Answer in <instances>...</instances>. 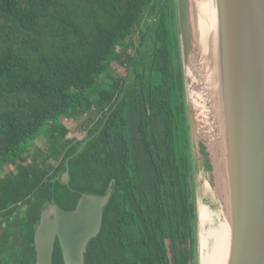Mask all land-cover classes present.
Listing matches in <instances>:
<instances>
[{
  "label": "trees",
  "instance_id": "trees-1",
  "mask_svg": "<svg viewBox=\"0 0 264 264\" xmlns=\"http://www.w3.org/2000/svg\"><path fill=\"white\" fill-rule=\"evenodd\" d=\"M146 30L154 31L153 80L161 70L155 82L114 78L127 39ZM181 62L176 0H0V230L28 202L33 241L47 204L70 210L85 193L111 191L85 264H197V166ZM15 221L18 240L26 216ZM53 264H64L59 244Z\"/></svg>",
  "mask_w": 264,
  "mask_h": 264
},
{
  "label": "water",
  "instance_id": "water-1",
  "mask_svg": "<svg viewBox=\"0 0 264 264\" xmlns=\"http://www.w3.org/2000/svg\"><path fill=\"white\" fill-rule=\"evenodd\" d=\"M176 6L195 163L218 169L225 190L227 264H264V0H216L218 70L211 79L193 1ZM111 196L83 194L71 211L53 204L42 212L35 264H53L57 240L64 264H85Z\"/></svg>",
  "mask_w": 264,
  "mask_h": 264
},
{
  "label": "bare ground",
  "instance_id": "bare-ground-1",
  "mask_svg": "<svg viewBox=\"0 0 264 264\" xmlns=\"http://www.w3.org/2000/svg\"><path fill=\"white\" fill-rule=\"evenodd\" d=\"M196 12V23L198 33L201 36V46L206 58L211 59L209 64V79L218 70L217 60V6L216 0H192ZM187 94V92H186ZM188 101V100H187ZM189 107V106H188ZM205 162V161H203ZM198 161L197 180L204 176L206 164ZM205 169H207L205 167ZM64 174V173H63ZM64 179V177H63ZM66 180V179H64ZM67 181V180H66ZM202 194L199 197L200 203V248L201 264H227L229 256V245L231 238L230 223L223 214L224 208L206 200L209 192L208 181L201 182Z\"/></svg>",
  "mask_w": 264,
  "mask_h": 264
},
{
  "label": "flooded vegetation",
  "instance_id": "flooded-vegetation-1",
  "mask_svg": "<svg viewBox=\"0 0 264 264\" xmlns=\"http://www.w3.org/2000/svg\"><path fill=\"white\" fill-rule=\"evenodd\" d=\"M152 30H146V31H136L134 32L128 39H127V44L128 47H126L123 52H124V63H117V65L122 68L124 70L123 73L119 74V75H114V78H120L121 81L126 82L127 84L131 83L132 81L135 80V78H139V77H144V84H152L155 82L158 74H160V71H154V80L152 78L153 73L151 72V69L148 67L149 61H151V57H153V53H154V49L155 47L152 45H148V44H152L151 39H149V35H152ZM137 34L139 36L138 39V43L136 44L135 41L130 40V38L134 35ZM144 36L143 40L141 39V37ZM179 39H180V33H179ZM148 43V44H147ZM181 45V43H180ZM128 55H132L134 57L135 64H129L128 63ZM181 57H182V53H181ZM127 58V60H126ZM158 59L162 60V58L160 56H158ZM178 59L175 56L171 58V62H172V70L177 72L178 68H179V64L177 63ZM181 66L183 65V59L181 62ZM163 64L160 65V67H162ZM113 69L112 71H118V69L114 68V66L112 65ZM112 71H110L111 75ZM183 72H184V66H183ZM116 73V72H115ZM185 86V84H184ZM185 90H186V86H185ZM186 92V91H185ZM186 106L188 109V101H187V94H186ZM184 110H186V107L184 108ZM189 114V112H187ZM93 119V117H92ZM86 194V193H85ZM53 204H57V203H49L47 204L44 209L41 211L42 212L48 210ZM58 205V204H57ZM61 207V206H60ZM28 208H29V204L28 202H26L25 204L23 203V205H19L15 212H14V218L11 220L10 223H6L4 224V226H1V233L3 234L2 236H9L8 240V249L7 251H5L2 255L1 258L2 260L5 261V264H35L36 263V247H35V242H34V236H33V241L30 237V231H29V227H28V222H27V213H28ZM62 208V207H61ZM76 208V207H75ZM74 208V209H75ZM66 210V209H64ZM73 209L70 210H66V211H71ZM26 216V236L21 235L19 237L18 240L15 239V235L18 233L16 232L18 230V228L20 227L16 224V219L19 217V219H24ZM41 218V215H40ZM40 223V220L38 222V224ZM38 224L36 225V227L38 226ZM36 230V228H35ZM34 230V233H35ZM26 240V250L24 245H22V243H24V241ZM21 242V243H20ZM57 244H59L58 240L55 243V249ZM55 252V250H54ZM26 260V261H25Z\"/></svg>",
  "mask_w": 264,
  "mask_h": 264
},
{
  "label": "rangeland",
  "instance_id": "rangeland-1",
  "mask_svg": "<svg viewBox=\"0 0 264 264\" xmlns=\"http://www.w3.org/2000/svg\"><path fill=\"white\" fill-rule=\"evenodd\" d=\"M138 39L139 36L137 34H134L130 40H133L136 42V44L138 43ZM206 59V58H205ZM205 62L208 64V62H211V59H206ZM114 68L118 69V71H112V76L114 77V75H119L121 73L124 72V70L122 68H120L116 63L113 64ZM67 124L69 125L70 129H75L76 128V122L73 120H70L69 122H67ZM84 136H82L81 138H83ZM44 142H45V138L42 136L40 137L34 146V149H43L44 148ZM48 169H50L51 167L55 166V163L53 161H50L48 164ZM204 172V176L199 178V181L197 180V185H199V189H198V193H199V197L202 194V188H201V182L205 179L206 181H208V186H209V192L207 193V197L206 200L213 204L216 205V207L220 208H225L226 209V199L224 197L225 194V190L222 186H220L221 184V180H218V178L220 179V175H218V169L215 170L214 173V168H212V170L210 169H205L202 170ZM216 174V175H215ZM217 183L219 185H217ZM200 203V198H199V202ZM198 212H200V208H198ZM200 213H199V218H198V262L197 264H201V248H200Z\"/></svg>",
  "mask_w": 264,
  "mask_h": 264
}]
</instances>
